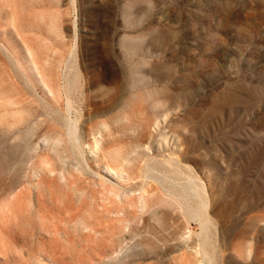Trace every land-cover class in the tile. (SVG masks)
Masks as SVG:
<instances>
[{"label":"rangeland","instance_id":"374dc122","mask_svg":"<svg viewBox=\"0 0 264 264\" xmlns=\"http://www.w3.org/2000/svg\"><path fill=\"white\" fill-rule=\"evenodd\" d=\"M0 264H264V0H0Z\"/></svg>","mask_w":264,"mask_h":264},{"label":"bare ground","instance_id":"6f19581e","mask_svg":"<svg viewBox=\"0 0 264 264\" xmlns=\"http://www.w3.org/2000/svg\"><path fill=\"white\" fill-rule=\"evenodd\" d=\"M70 108V107H69ZM196 196H197V192H196ZM198 197V196H197ZM200 197V196H199ZM199 210H201V209H199ZM199 210L196 212V214H197V216H199V218H200V220H201V225H202V233H203V231H205V228H206V225H205V223H204V221H203V216H202V213L201 212H199ZM204 255V258L206 257V255H205V252H202Z\"/></svg>","mask_w":264,"mask_h":264}]
</instances>
